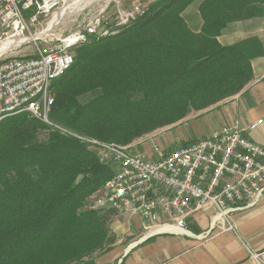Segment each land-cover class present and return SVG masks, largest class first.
I'll use <instances>...</instances> for the list:
<instances>
[{
    "label": "trees",
    "instance_id": "16d2710c",
    "mask_svg": "<svg viewBox=\"0 0 264 264\" xmlns=\"http://www.w3.org/2000/svg\"><path fill=\"white\" fill-rule=\"evenodd\" d=\"M195 1L155 0L139 20L78 48L52 86L56 127L27 112L0 123V264H96L116 243L115 212L89 208L115 168L72 134L130 146L253 80L259 40L219 38L231 23L263 17L264 0H204L199 33L183 17Z\"/></svg>",
    "mask_w": 264,
    "mask_h": 264
},
{
    "label": "built area",
    "instance_id": "2783aa9c",
    "mask_svg": "<svg viewBox=\"0 0 264 264\" xmlns=\"http://www.w3.org/2000/svg\"><path fill=\"white\" fill-rule=\"evenodd\" d=\"M68 1L0 0V112L19 104L24 96L40 92V85H46L59 67L73 65L77 49L91 39L123 29L125 20H139L149 9L144 2L129 8L117 4L114 21L93 18L56 37L53 32L64 16L44 33L53 19L45 27L44 22L60 13ZM11 55H22V62H11ZM54 101L53 89H48L39 105L23 109V113L56 127L50 119ZM262 124L259 120L243 128L236 122L173 150L161 148L154 134V140L148 141L154 145L152 156L135 150L136 146L72 134L97 153L101 164L113 166L116 172L105 188L89 199V208L139 216L150 230H184L187 218L204 201L217 211L221 224L214 225L233 230L230 216L264 199V147L246 136ZM150 216H158L157 225L149 224ZM251 258L264 264V251Z\"/></svg>",
    "mask_w": 264,
    "mask_h": 264
},
{
    "label": "crops",
    "instance_id": "0c3cea01",
    "mask_svg": "<svg viewBox=\"0 0 264 264\" xmlns=\"http://www.w3.org/2000/svg\"><path fill=\"white\" fill-rule=\"evenodd\" d=\"M203 1L196 0L183 13L190 29L196 33L203 25L199 11ZM251 38L258 39L263 48V55L252 61L253 80L240 94L209 109L192 112L184 119L181 125L188 124L194 133L186 143L209 137L236 122L245 128L263 120L257 130L246 136L264 147V16L229 24L219 42L231 46ZM142 140L135 144V150L143 149L139 144ZM184 144L166 149H177ZM216 214V209L203 201L187 218L184 230L161 227L150 230L141 217L115 212L110 230L116 243L96 259V264H256L251 255L264 251V199L233 213L230 216L233 230L216 227L214 222L221 224ZM157 223L158 218L149 222L150 225Z\"/></svg>",
    "mask_w": 264,
    "mask_h": 264
},
{
    "label": "rangeland",
    "instance_id": "374dc122",
    "mask_svg": "<svg viewBox=\"0 0 264 264\" xmlns=\"http://www.w3.org/2000/svg\"><path fill=\"white\" fill-rule=\"evenodd\" d=\"M154 1L155 0H96L95 2L88 4L84 7L80 8L78 6L79 8L76 9L77 11L74 10L73 13L71 12L65 15V18L63 19V21L57 26L56 30L53 32V35L57 37L60 34H68L69 32L76 30L79 24L85 21L87 22L93 18H104L105 17L107 20H111L113 18V21H114V18H115L114 13L116 11L117 4L123 3L125 4L126 7L129 8L131 5H133L134 3H138V2H144L147 6H151V4ZM66 7L67 6L65 5L62 8V10H64ZM69 11H72V10H69ZM142 16L143 15H141V17ZM53 17L54 16H51L47 21H45L44 22L45 24L43 27H45L47 23L53 19ZM127 22L128 20L125 21V23ZM53 84L54 82L50 86V89H52ZM91 98L92 96H87L86 98H84V102L88 101ZM188 126H189L188 124H185L182 126L181 122H179L171 126L160 128L154 131L153 133L149 134V136L140 138V139H144L141 141V147L143 148L142 150L149 156L153 155L154 145L153 143L148 142V141L154 140V134H156V143L163 149H166L172 146L176 147L177 145H180V144L183 145V143L184 142L186 143L188 139L192 140L190 139V137H194V133L189 129ZM140 139H138L135 143H133L130 146H136L135 144L138 143Z\"/></svg>",
    "mask_w": 264,
    "mask_h": 264
},
{
    "label": "bare ground",
    "instance_id": "6f19581e",
    "mask_svg": "<svg viewBox=\"0 0 264 264\" xmlns=\"http://www.w3.org/2000/svg\"><path fill=\"white\" fill-rule=\"evenodd\" d=\"M96 0H69L67 2V7L60 11V13H56L53 17V20L49 24V28L44 32L47 33L55 24H58L60 20L67 14L73 13L74 10L77 8L84 7L88 4H91L95 2ZM79 6V7H78ZM72 10V11H69ZM79 10V9H78ZM82 10V9H81ZM77 11V10H76ZM127 21V20H125ZM124 21V23H125ZM130 20H128V24ZM109 34L103 35L101 38H104L108 36ZM100 39V38H97ZM2 50L0 49V52ZM11 62H22V55H11ZM75 60H73L74 64ZM72 67V65H64L59 67L58 72H56V75L52 77V79L46 80V85H40V92H32L27 96H24L23 99L20 100L19 104H13L12 107H6L3 108V110L0 112V123L5 120L6 118L18 115L20 113H23V109H29L33 107L34 105H39L40 102L43 101V96H47L48 89H50V86L53 82H55L57 79L61 78L65 75V73ZM153 218H158V216H150L149 222L153 220Z\"/></svg>",
    "mask_w": 264,
    "mask_h": 264
}]
</instances>
